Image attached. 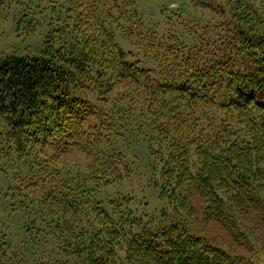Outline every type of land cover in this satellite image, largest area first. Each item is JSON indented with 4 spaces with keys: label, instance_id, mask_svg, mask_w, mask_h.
Listing matches in <instances>:
<instances>
[{
    "label": "trees",
    "instance_id": "trees-1",
    "mask_svg": "<svg viewBox=\"0 0 264 264\" xmlns=\"http://www.w3.org/2000/svg\"><path fill=\"white\" fill-rule=\"evenodd\" d=\"M36 1L0 0V13L18 7L19 24L30 35L46 12ZM79 1L95 37L53 3L39 55H0V177L7 163H17L18 177L16 167H26L22 180L46 188L47 199L38 203L44 215L37 212L33 221L68 240L64 248L85 253L88 263L96 233L46 204L99 216L107 225L104 258L114 263L120 242L159 264H261L258 256L194 236L180 223H144L122 198L99 194L118 180L109 174L114 141L141 138L164 147L163 186L188 181L205 201L206 218L229 223V205L236 204L264 225L261 200L252 193L264 182V0H176L165 34L158 23L144 21L138 0ZM185 8L203 20L185 19ZM120 38L131 49L124 50ZM123 79L133 90L122 89ZM45 147L50 155H43ZM71 152L87 157V166L55 162ZM29 242L14 250L19 245L0 229V264H25ZM124 260L130 264V254Z\"/></svg>",
    "mask_w": 264,
    "mask_h": 264
},
{
    "label": "rangeland",
    "instance_id": "rangeland-1",
    "mask_svg": "<svg viewBox=\"0 0 264 264\" xmlns=\"http://www.w3.org/2000/svg\"><path fill=\"white\" fill-rule=\"evenodd\" d=\"M18 1L23 0H14V2ZM31 1L34 2L35 0ZM259 2L261 1L259 0ZM36 3H38V9L45 8L46 12L43 15L41 26L35 28V31L30 35L24 25L19 24L18 7L12 6L7 13H0V55L29 57L39 55L50 17L49 7L53 3L60 4L61 7L58 9H62L64 13L70 15L73 21H79L85 25L86 30L93 37L97 35L96 28L87 22V13L79 0L74 2L72 0H37ZM178 5L176 0H138L137 2L139 14L144 21L153 24L158 23L160 34L166 33V17L170 10L175 11ZM262 7L264 9V6ZM163 9L167 11L166 15L162 13ZM235 11L237 12V9ZM182 17L187 20L194 18L203 20L201 12H194L189 8H185ZM261 23L263 24L264 20ZM118 43L124 50L131 49L129 43L121 38ZM141 62L145 67L150 66L151 63L148 59H141ZM123 81L125 83L121 84L122 89L130 90L132 88L133 90L128 80L123 79ZM113 149L116 153V162H113V169L109 174L114 175L115 178L118 177V180L102 190V194H99L101 198H122L132 215L143 218L144 223L152 219L180 223L194 236L204 237L206 240L213 241L223 247L225 246L232 252L247 257L258 256L260 263L264 264V225L258 222L260 218H258L257 213L251 211L247 206L243 209L236 204H230L229 210L233 219L229 223L223 224L210 220V218L205 217V201L198 191L189 187L188 181L178 179L173 189L163 186L160 161V158H163L164 153H166L163 146L149 144L147 140L141 138L139 140L137 138H125V143L114 141ZM42 153L43 155H50L51 150L45 147L42 149ZM155 156H157L156 160ZM56 161L81 168H85L89 163L87 157L76 152L58 155ZM15 164L17 163L4 165L7 167L8 173H5L4 177H0V229L6 234L8 242L11 241L13 245H19L14 250H22L26 245H21L29 242V238L32 240L28 244L29 250L25 256L27 259L25 264H126L124 258L129 254L131 257L130 264H159L150 255L136 256V253H132L124 243L120 242H116L114 248L115 255L113 258H116V262L114 263L115 259L112 261L105 260L103 253L106 247V239L105 233L102 231L107 225L99 222V216L96 219L93 214H87L88 209L86 208H83L84 210L79 213H74L62 205L46 204V210L53 211L52 207H54V211L62 219L68 218L82 224L87 223L86 228L89 232L96 233L93 237L96 238L98 245H96L90 263H88L85 253L77 251L70 253L66 250L68 240L63 243L62 240L57 239L58 233L54 234L52 228L44 227L37 220L36 222L33 221V215L35 217L37 212H40L41 215L44 212L38 203L41 199L45 200L46 192L43 191L46 188L42 185L30 187L26 184L28 180H22L25 173L28 172L26 167L17 166L20 177L14 175ZM174 177L172 176L173 179ZM258 184L263 188L253 190L252 193L256 192L257 197L261 200L260 207L264 220V182ZM226 191L232 190L225 188L223 192ZM46 223L48 224V221ZM31 229L32 232L27 235L23 234L25 230L31 231ZM31 234L33 235L31 236ZM69 240L73 242L72 239ZM57 248H62V251L60 252Z\"/></svg>",
    "mask_w": 264,
    "mask_h": 264
}]
</instances>
